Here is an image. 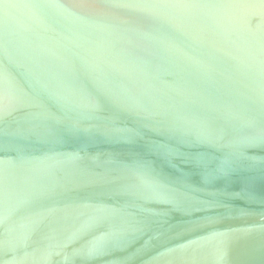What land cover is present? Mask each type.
Segmentation results:
<instances>
[{"label":"water","instance_id":"obj_1","mask_svg":"<svg viewBox=\"0 0 264 264\" xmlns=\"http://www.w3.org/2000/svg\"><path fill=\"white\" fill-rule=\"evenodd\" d=\"M0 264H264V0H0Z\"/></svg>","mask_w":264,"mask_h":264}]
</instances>
